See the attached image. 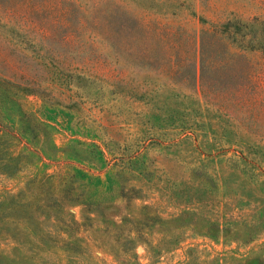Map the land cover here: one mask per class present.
Here are the masks:
<instances>
[{
    "label": "rangeland",
    "instance_id": "rangeland-1",
    "mask_svg": "<svg viewBox=\"0 0 264 264\" xmlns=\"http://www.w3.org/2000/svg\"><path fill=\"white\" fill-rule=\"evenodd\" d=\"M0 78L95 162L0 172V264H260L264 0H0Z\"/></svg>",
    "mask_w": 264,
    "mask_h": 264
},
{
    "label": "trees",
    "instance_id": "trees-1",
    "mask_svg": "<svg viewBox=\"0 0 264 264\" xmlns=\"http://www.w3.org/2000/svg\"><path fill=\"white\" fill-rule=\"evenodd\" d=\"M28 93L25 87L12 83L7 79L0 78V172L14 174L20 171L24 164L28 162L29 155H37L38 157L44 155L46 158L52 160V153L56 157H61L62 154L63 157H67L69 160L84 165H95L94 161H89L88 158L90 157L81 155V148L86 146V142L71 139L68 144L62 146L52 139L51 134L53 130H56L54 123L57 121V116L61 111L55 107H49L45 103H40L35 110L29 109L23 97ZM13 140L17 142L24 140L27 144H34L36 149L31 151L28 145L23 144L21 148L14 151L11 149ZM74 142L81 148H75L73 146ZM96 156L97 163L105 160V155L101 150H99ZM44 167H47V165ZM69 168L72 169V172ZM98 168L102 169L103 166L99 165ZM75 174L90 175L89 172L84 171L82 168L65 164L60 166L59 170L54 174L45 172L42 176L36 175L33 181L42 182L52 179L54 183L65 184ZM56 203L58 201H53L52 204L47 203L45 207H54ZM98 204L95 203V206ZM84 205L86 209H89L88 207L91 206L89 203H84ZM17 222L19 220H15V223ZM261 222H263L264 227V220ZM245 225L249 228V231L246 233V237L249 239L252 237L251 230H254L257 222L254 221L246 223ZM248 259L249 257H234L233 260L235 263H229L230 258L222 257L215 260L213 264H245L244 262ZM258 262L259 259L255 258L247 264H258ZM260 264H264V254H260Z\"/></svg>",
    "mask_w": 264,
    "mask_h": 264
}]
</instances>
